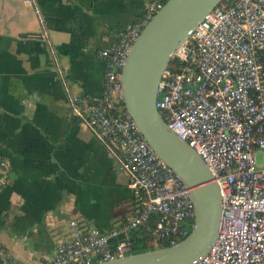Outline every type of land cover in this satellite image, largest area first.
Returning a JSON list of instances; mask_svg holds the SVG:
<instances>
[{
	"label": "built area",
	"instance_id": "obj_1",
	"mask_svg": "<svg viewBox=\"0 0 264 264\" xmlns=\"http://www.w3.org/2000/svg\"><path fill=\"white\" fill-rule=\"evenodd\" d=\"M166 1L154 0L145 18L98 53L104 63L99 98L72 94L51 50L69 115L116 159L129 189L138 194L140 210L103 233L71 221L67 240L47 264H97L129 256V234L150 222L155 248L177 244L190 233L185 226L192 229L189 190L119 106L120 77L131 46ZM24 3L39 16L34 0ZM173 58L158 82L155 108L167 129L202 160L221 195L218 237L193 264H264V0H221ZM9 169L3 160L0 186ZM0 262L23 264L2 248Z\"/></svg>",
	"mask_w": 264,
	"mask_h": 264
},
{
	"label": "crops",
	"instance_id": "obj_2",
	"mask_svg": "<svg viewBox=\"0 0 264 264\" xmlns=\"http://www.w3.org/2000/svg\"><path fill=\"white\" fill-rule=\"evenodd\" d=\"M153 1L34 0L37 16L24 0H0V163L10 166L0 186V248L18 262L47 264L71 221L103 233L139 213L116 159L69 115L51 50L70 92L99 98L98 53Z\"/></svg>",
	"mask_w": 264,
	"mask_h": 264
},
{
	"label": "water",
	"instance_id": "obj_3",
	"mask_svg": "<svg viewBox=\"0 0 264 264\" xmlns=\"http://www.w3.org/2000/svg\"><path fill=\"white\" fill-rule=\"evenodd\" d=\"M221 0H167L133 42L120 77L123 109L159 159L189 190L193 226L177 244L97 264H193L218 237L221 195L208 168L155 108L157 85L179 47Z\"/></svg>",
	"mask_w": 264,
	"mask_h": 264
},
{
	"label": "trees",
	"instance_id": "obj_4",
	"mask_svg": "<svg viewBox=\"0 0 264 264\" xmlns=\"http://www.w3.org/2000/svg\"><path fill=\"white\" fill-rule=\"evenodd\" d=\"M173 60L174 58L170 61V63L173 62ZM119 106L122 107V113L125 114V111L123 109V102L121 100L119 102ZM153 227L154 222H150L149 224L144 225L129 234L128 241L131 242L133 246L131 255L155 249L152 238ZM164 247L169 246L164 245Z\"/></svg>",
	"mask_w": 264,
	"mask_h": 264
},
{
	"label": "rangeland",
	"instance_id": "obj_5",
	"mask_svg": "<svg viewBox=\"0 0 264 264\" xmlns=\"http://www.w3.org/2000/svg\"><path fill=\"white\" fill-rule=\"evenodd\" d=\"M257 161L258 162H260L261 161V158H260V156L259 155H257ZM185 229L188 231V232H190L191 230H190V226H188V225H186L185 226Z\"/></svg>",
	"mask_w": 264,
	"mask_h": 264
}]
</instances>
